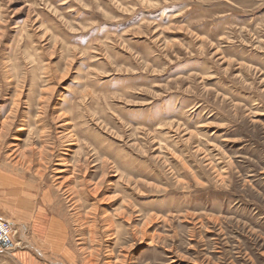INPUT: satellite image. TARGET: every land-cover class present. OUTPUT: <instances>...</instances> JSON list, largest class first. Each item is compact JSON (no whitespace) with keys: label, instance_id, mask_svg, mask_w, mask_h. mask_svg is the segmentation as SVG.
I'll return each instance as SVG.
<instances>
[{"label":"rangeland","instance_id":"rangeland-1","mask_svg":"<svg viewBox=\"0 0 264 264\" xmlns=\"http://www.w3.org/2000/svg\"><path fill=\"white\" fill-rule=\"evenodd\" d=\"M0 218V264H264V0H0Z\"/></svg>","mask_w":264,"mask_h":264},{"label":"built area","instance_id":"built-area-1","mask_svg":"<svg viewBox=\"0 0 264 264\" xmlns=\"http://www.w3.org/2000/svg\"><path fill=\"white\" fill-rule=\"evenodd\" d=\"M11 224L0 218V249L9 251L13 246Z\"/></svg>","mask_w":264,"mask_h":264},{"label":"crops","instance_id":"crops-1","mask_svg":"<svg viewBox=\"0 0 264 264\" xmlns=\"http://www.w3.org/2000/svg\"><path fill=\"white\" fill-rule=\"evenodd\" d=\"M20 193H24L23 195L25 196V191H22V192H20ZM28 197V199H29V195L27 196ZM24 198H26V196L24 197ZM38 220V219H37ZM38 231H40V229L38 228ZM24 259H27V256L26 257H23ZM28 260V259H27ZM27 264H33L31 261H28V263Z\"/></svg>","mask_w":264,"mask_h":264}]
</instances>
